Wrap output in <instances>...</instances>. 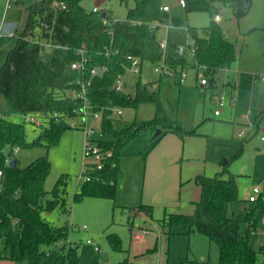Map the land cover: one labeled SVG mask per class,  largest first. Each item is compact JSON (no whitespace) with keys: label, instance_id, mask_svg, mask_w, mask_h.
<instances>
[{"label":"trees","instance_id":"1","mask_svg":"<svg viewBox=\"0 0 264 264\" xmlns=\"http://www.w3.org/2000/svg\"><path fill=\"white\" fill-rule=\"evenodd\" d=\"M32 1L27 7L26 27L0 66V93L15 112L24 118L36 115L42 125L37 127L39 136L30 141L25 124L0 117V262L42 264L48 256L42 248L47 247L56 264H65L67 260L78 264L76 248L66 244L69 227L53 225L43 217L44 213L55 210L69 212L65 193L68 175H61L48 192L46 183L52 170L48 156L40 157L26 167H21L19 160L11 167L9 161L16 158V150L38 147L49 150L61 139L66 128L53 115L66 114L72 118L82 106L69 94L79 76L71 70V65L79 58L77 51L84 47L90 59L89 68L108 67L107 72L93 78L88 97L94 111L102 115L105 137L98 146L104 152H110L111 158L102 170L91 172V181L84 183L74 201L77 203L86 197L115 201L120 159L132 140L141 135H153L158 130L163 132L156 142L169 132L182 139L195 132L187 131L169 119L160 105L159 92L151 85L137 82L133 96L113 89L117 76L126 73L124 66L130 65L127 55L139 57L143 63L157 64L164 60L175 73L178 69L185 70L188 62L186 54L178 53L177 45L169 42L165 51L160 46L161 9L165 0H120L128 10L127 17L124 21L109 20L110 25L104 24L109 18L107 14L104 18L103 13L85 9L83 0ZM184 1L187 14L207 12L212 16L208 27H190L188 30L189 49L195 51L193 66L203 73V79L209 85L214 83L219 72L231 69L238 60L236 45L227 39L214 17L222 7H228L238 22L249 14L252 0ZM55 2L64 3L66 9H58ZM131 3H134L133 7H130ZM43 25L52 28V40L60 45V49L41 48V41L49 37L42 30ZM109 28L114 35L113 46L120 54L108 58L99 53H104L110 45ZM145 102L157 105L153 120H135L122 129L115 128L111 108H138ZM253 111H256L254 105ZM260 117L261 114H257L254 121ZM228 168L226 163L224 170L214 177L198 175L196 182L201 195L194 202V213L167 214L160 224L161 229L165 236L182 227L206 236L210 243L218 246V264H261L258 257L264 253V245L257 251L254 243L264 220V196L250 204L243 219L237 218L235 208L247 200L240 199L237 177ZM139 210L152 213L151 207L142 206ZM108 241L114 251H122L118 235H109ZM119 264L130 262L126 259Z\"/></svg>","mask_w":264,"mask_h":264},{"label":"rangeland","instance_id":"2","mask_svg":"<svg viewBox=\"0 0 264 264\" xmlns=\"http://www.w3.org/2000/svg\"><path fill=\"white\" fill-rule=\"evenodd\" d=\"M32 2L21 0L19 4L6 9V0H0V66L5 63L7 53L24 31L27 7ZM167 5L171 11L163 14L160 36L185 50L188 62L185 82L181 83L180 77L161 76L155 72V64L144 62L140 74L127 73L123 90L133 96L137 82L152 84L159 92L160 105L169 119L185 130L195 132L186 135L182 143L177 137L170 136L173 144H160L159 140L153 144L155 134L141 135L132 140L123 151V188L115 201L93 197H86L77 203L74 201V196L84 186L82 175L85 168L94 162V158L86 155L84 130L82 127H71V119L61 123L66 130L56 146L49 150L45 147L22 149L16 156L21 167L48 156L52 164L46 183L48 192L61 175H68L65 193L69 212L55 210L44 213L43 217L53 225L69 227L66 242L76 248L78 264H103L102 253L109 256L104 264H118L126 259L132 264H218V246L210 243L206 236L190 231L188 227L174 229L165 236L161 222L167 214L173 213V207L178 206V212L182 214H193L192 202L199 200L195 176L214 177L224 170L226 163L230 173L237 177L241 200H247L252 188L263 186L264 152L255 149L261 144L260 137L264 136V119L259 127L250 129L249 124L264 111V84H254L257 76H264V0H253L249 15L238 22L228 7H222L219 11L221 19L217 22L227 39L236 45L238 60L231 69L218 73L211 84L212 88L202 87L203 73L193 67L195 61L189 49L191 39L188 33L190 27H208L212 16L207 12L187 14L179 0H168ZM82 6L89 11L94 8L105 11L108 21H124L127 17L128 10L120 0H83ZM133 6L134 3H131L130 7ZM7 23L16 24L15 38L8 37L7 32L3 31ZM178 72L181 73V69ZM220 100H223V107L219 106ZM253 105L256 111L252 110ZM121 110L123 115L116 120L117 129L135 120H153L157 105L145 102L140 103L138 108ZM216 111L219 112L218 116L215 115ZM0 117L25 124L30 141L39 136L40 129L15 112L1 93ZM80 120L79 117L75 120L78 125L81 124ZM89 125L97 131L101 129V122L91 117ZM241 132L245 133L242 138L239 137ZM179 150L183 152V165H174L171 158ZM163 151L165 155L161 154ZM136 155H140V158H136ZM145 156H149L148 163ZM190 178L193 180L188 181ZM180 183H183L182 187ZM142 206L151 207L152 213L138 212ZM250 207L248 202L236 207L237 218L243 219ZM84 227L86 229H82ZM141 229H148L150 233L143 242H136L133 234ZM112 234L120 237L122 251L112 249L108 241V236ZM166 237L169 238L167 241ZM254 245L257 251L264 245V220L257 231ZM150 246H155L157 251L155 247L146 250ZM42 250L48 255L42 264H56L55 259L49 256V249L43 247ZM258 261L264 264V253L259 254ZM65 264L72 263L67 260Z\"/></svg>","mask_w":264,"mask_h":264},{"label":"built area","instance_id":"3","mask_svg":"<svg viewBox=\"0 0 264 264\" xmlns=\"http://www.w3.org/2000/svg\"><path fill=\"white\" fill-rule=\"evenodd\" d=\"M20 0H6L7 7L11 8L14 5L17 4V2ZM180 4L182 7H185L186 3L184 0H180ZM55 7L58 9H66V6L64 3H54ZM94 13H103V10H100L98 8H94L92 10ZM163 12L169 11L168 7H163L162 8ZM220 15H216L215 19L220 20ZM105 25H110L111 22L108 20H104ZM42 30L46 31L49 34V37L47 39H44L41 41L40 45L41 48L44 50H51V49H60V45H57L53 42L52 40V28L48 25H43ZM107 33L111 39L110 45L105 48L104 53H99V54H104L106 57H112V56H118L120 54V51L113 46V31L112 29H108ZM8 36L11 38L16 37V32L11 30L8 32ZM168 40L167 39H162L160 40V46L161 48L165 51L168 48ZM191 54L194 55L195 51L194 49H190ZM178 53L180 55H185L186 52L184 49L178 50ZM78 59L72 63L71 65V70L77 72L79 75L76 80L74 81V86L75 88L72 90V92L69 94L70 97L73 99H76L82 103V106L80 109H78L75 112L74 117H69L66 114H54L53 117L60 123H63L65 120L71 119L73 120L71 122V127L73 128H81L84 130L87 138L86 146H85V151L86 155L89 157L94 158V162L87 165L85 168V171L82 175L83 181L90 182L91 181V172L92 171H100L103 169L105 162L111 158V153L110 152H104L99 146L98 142L103 140L104 134L102 128L100 131H97L94 127L89 125L90 117L91 119L95 121H100L102 122V115L100 112H95L92 104L90 103L89 100V89L92 86V80L93 78H96L97 76L105 73L108 71L107 66H102V67H93L89 68L90 64V59L88 58V51L83 47L77 51ZM126 59L129 61L130 65L129 66H124L126 73L131 72L134 74H140L142 72L143 68V62L139 57L127 55ZM155 72L161 76H166V77H180V82L184 83L186 79V74L185 71H181V73H175L167 64L164 60L161 62L155 64ZM125 73V74H126ZM125 74H121L117 76L115 79V82L113 84V89L116 92H124V87H125ZM89 75V76H88ZM257 79H261L264 81V76L256 77ZM201 85L202 86H207V81L205 79L201 80ZM219 106H223V100L219 101ZM104 110H102L103 112ZM112 116H121L122 115V110L120 108H111L110 109ZM216 115H219V112H215ZM81 118V124L78 125L76 123V118ZM26 122L33 124L35 127H41L42 125V120L39 119L36 115H28L25 117ZM250 129L251 127L257 126L256 122H251L249 124ZM245 133L241 132L239 134V137L242 138L244 137ZM260 143H261V151L264 152V136L260 137ZM2 176V172H0V177ZM264 196V182L262 187H254L251 189L250 194L247 198V202L249 204H254L256 203L261 197ZM150 231L147 229H141L137 234H133V240L136 242H142L144 239L149 235ZM90 243V242H88Z\"/></svg>","mask_w":264,"mask_h":264},{"label":"crops","instance_id":"4","mask_svg":"<svg viewBox=\"0 0 264 264\" xmlns=\"http://www.w3.org/2000/svg\"><path fill=\"white\" fill-rule=\"evenodd\" d=\"M21 1V0H20ZM167 1L168 0H165V4H164V6L163 7H168L169 8V11H167V12H163L162 11V9H161V11H162V16H163V14H168V13H170V7L167 5ZM179 4H180V0H179ZM180 6H181V4H180ZM162 7V8H163ZM182 7V6H181ZM252 7H253V0H252ZM6 9H9L7 6H6ZM252 9V8H251ZM251 11V10H250ZM28 13V12H27ZM107 14L105 11L103 12V14ZM102 14V15H103ZM220 15V14H219ZM249 15V14H248ZM220 17H221V15H220ZM247 17V16H246ZM245 17V18H246ZM27 18H28V15H27ZM221 19V18H220ZM216 21H220V20H217L216 19ZM26 23H27V21H26ZM163 24H164V17H163ZM163 24L161 25V27H160V31H161V28L163 27ZM15 27H16V24H12V25H9L8 23L4 26V29H3V31L4 32H7V35H8V32H10L11 30H13V31H15L16 32V30H15ZM25 27H26V25H25ZM12 28H14V29H12ZM25 29V28H24ZM160 31H159V36H160ZM23 32V31H22ZM9 37V36H8ZM11 38V37H10ZM15 38V37H14ZM162 39H166V38H161V36H160V40H162ZM169 42V41H168ZM16 43V42H15ZM15 46V45H14ZM7 56V55H6ZM194 67V66H193ZM229 70V69H228ZM183 71H185V70H183ZM224 71H227V70H224ZM128 73V72H127ZM127 73L125 74V76H127ZM174 79H177V77H173ZM161 79H162V77H161ZM161 79H160V81H161ZM137 84V83H136ZM255 85H258V84H264V81H262L261 79H257V80H255V83H254ZM151 85V87L153 88V86H152V84H150ZM203 88H212V85L211 84H209V85H207V86H202ZM154 89V88H153ZM155 91H158V90H156V89H154ZM223 107V106H222ZM253 110V109H252ZM259 114H261V117H260V119L256 122V125H258V126H260V124H261V121L264 119V111H262L261 113H259ZM122 115H123V113H122ZM122 115L121 116H115V118H114V121H115V123H114V126L116 125V120L118 119V117H122ZM216 115V114H215ZM156 116V115H155ZM216 116H218V115H216ZM26 121V120H25ZM256 121V120H255ZM255 121H253V123L255 122ZM127 125V124H126ZM125 125V126H126ZM101 128H102V122H101ZM115 128H116V126H115ZM117 129V128H116ZM162 131V130H161ZM163 132V131H162ZM162 134V133H161ZM160 134V135H161ZM159 135V136H160ZM170 136H175V137H177L180 141H181V143L182 142H184V140H185V138L184 139H182V138H180L179 136H177L176 134H174V133H172V132H169V133H166L165 135H163V137L161 138V139H159V143L161 144V143H164V142H166V143H169V144H173V139L172 138H170ZM105 137V136H104ZM104 137H103V139H104ZM155 139H157V137H155V135H154V140H153V144L155 143ZM157 142V143H158ZM156 143V144H157ZM155 144V145H156ZM256 151H260V152H262L261 151V144H260V146L258 147V148H256L255 149ZM20 152V150L18 151V150H16L14 153H15V155L17 156V154ZM183 152H181L180 153V150H179V152H177L176 151V154H175V151H174V156L171 158L172 159V161L175 163L174 165H177V164H180V165H183L182 164V159H184L183 158V154H182ZM161 154L162 155H165V152L163 151V153L161 152ZM127 156H129V155H127ZM133 157H134V155H132ZM126 157V156H125ZM137 157H139L140 158V155H136V158ZM146 157V156H145ZM123 158H124V154H123V156H122V158L120 159V164H119V166H120V177H119V180H118V183H117V192H116V196L117 195H119V193H120V191L122 190V188H123V184H122V181H123ZM135 158V159H136ZM147 159H146V163H148V161H149V156L148 157H146ZM17 161H18V159H17V157L15 158ZM15 159H13V160H15ZM13 160H11V161H9V163H11ZM148 165V164H147ZM172 168H174V167H172ZM195 177H197V176H195ZM194 177V178H195ZM191 180H193L192 178H190L188 181H191ZM85 183V182H84ZM198 185V184H197ZM180 186L182 187L183 186V183H180ZM199 187V186H198ZM198 194H199V199H200V195H201V190H200V187H199V191H198ZM168 198V197H167ZM101 199V198H100ZM194 202H196V201H194ZM194 202H192V204H193V206H194ZM132 209H136V208H132ZM137 210V209H136ZM138 212H140V210H137ZM172 212V211H171ZM173 213H180V212H178V206L177 207H173ZM145 214H147L148 215V213H145ZM131 224V223H130ZM70 227L72 228L73 227V225L71 224L70 225ZM82 229H86V227H84V228H82ZM148 230V229H147ZM145 240V239H144ZM89 242V241H88ZM143 242V241H142ZM66 244H67V242H66ZM69 244H70V242H69ZM68 244V245H69ZM88 244H90V243H88ZM70 245H72V244H70ZM155 246H153V247H149V249H146V250H150V249H153ZM156 248V247H155ZM123 250V249H122ZM146 250H143L142 252H145ZM97 251H100L99 249H97ZM156 251H157V248H156ZM156 251L154 252V253H156ZM140 253V252H139ZM153 253V254H154ZM102 254H106L107 256H108V254L107 253H102ZM102 254H101V257H102ZM108 260H109V256H108ZM129 262H130V264H132V262L129 260V259H127ZM3 262V261H2ZM105 262L103 261V264H104ZM100 264V263H99ZM119 264V263H118Z\"/></svg>","mask_w":264,"mask_h":264},{"label":"water","instance_id":"5","mask_svg":"<svg viewBox=\"0 0 264 264\" xmlns=\"http://www.w3.org/2000/svg\"><path fill=\"white\" fill-rule=\"evenodd\" d=\"M102 16L105 18V17H106V14L104 13ZM161 133H162V131H161V130H158V131L155 133V137H158ZM16 163H17V160L15 159V160H13V161L10 163V166H11V167H14V166L16 165ZM102 260H103L104 262H107V261H108V256H107L106 254H102Z\"/></svg>","mask_w":264,"mask_h":264}]
</instances>
